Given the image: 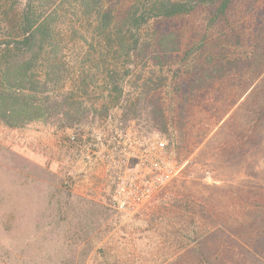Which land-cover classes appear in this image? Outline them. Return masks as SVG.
<instances>
[{"label": "rangeland", "instance_id": "obj_1", "mask_svg": "<svg viewBox=\"0 0 264 264\" xmlns=\"http://www.w3.org/2000/svg\"><path fill=\"white\" fill-rule=\"evenodd\" d=\"M235 89L195 112L213 129L185 160L116 110L67 130L0 123V264H264V70Z\"/></svg>", "mask_w": 264, "mask_h": 264}, {"label": "trees", "instance_id": "obj_2", "mask_svg": "<svg viewBox=\"0 0 264 264\" xmlns=\"http://www.w3.org/2000/svg\"><path fill=\"white\" fill-rule=\"evenodd\" d=\"M263 70L264 0H0V123L11 129H73L116 110L185 160L213 129L195 112Z\"/></svg>", "mask_w": 264, "mask_h": 264}, {"label": "built area", "instance_id": "obj_3", "mask_svg": "<svg viewBox=\"0 0 264 264\" xmlns=\"http://www.w3.org/2000/svg\"><path fill=\"white\" fill-rule=\"evenodd\" d=\"M161 145H162V144H161ZM152 165H154L156 168H158V163H154V162H152ZM145 193H146V191H145V192H143L141 196H144V195H145Z\"/></svg>", "mask_w": 264, "mask_h": 264}]
</instances>
